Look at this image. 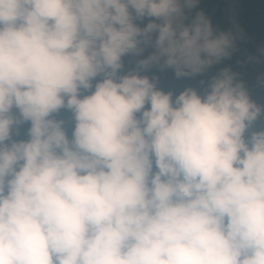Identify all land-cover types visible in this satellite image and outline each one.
I'll return each mask as SVG.
<instances>
[{
  "label": "clouds",
  "instance_id": "obj_1",
  "mask_svg": "<svg viewBox=\"0 0 264 264\" xmlns=\"http://www.w3.org/2000/svg\"><path fill=\"white\" fill-rule=\"evenodd\" d=\"M199 3L0 0V264H264V103Z\"/></svg>",
  "mask_w": 264,
  "mask_h": 264
},
{
  "label": "trees",
  "instance_id": "obj_2",
  "mask_svg": "<svg viewBox=\"0 0 264 264\" xmlns=\"http://www.w3.org/2000/svg\"><path fill=\"white\" fill-rule=\"evenodd\" d=\"M198 10L204 11L214 29L233 31L237 34L236 51L224 65L240 74L254 100L264 103V89L257 83L258 77L264 72V56L260 53V49L264 47V0H200ZM150 51L151 49H146L144 56ZM124 64L127 71L134 67V59L125 57ZM224 65L214 66L209 73L214 74L217 68ZM142 74H155L159 78L158 87L165 91L173 90L174 93L182 91L185 87H196L197 81L206 79L208 75L176 79L171 69L161 71L157 68ZM60 117L70 119V114L62 111Z\"/></svg>",
  "mask_w": 264,
  "mask_h": 264
}]
</instances>
